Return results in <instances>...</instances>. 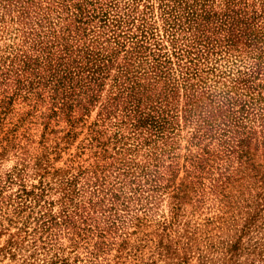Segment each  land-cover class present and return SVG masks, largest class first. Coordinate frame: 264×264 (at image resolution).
Returning <instances> with one entry per match:
<instances>
[{"label": "rangeland", "instance_id": "374dc122", "mask_svg": "<svg viewBox=\"0 0 264 264\" xmlns=\"http://www.w3.org/2000/svg\"><path fill=\"white\" fill-rule=\"evenodd\" d=\"M0 264H264V0H0Z\"/></svg>", "mask_w": 264, "mask_h": 264}, {"label": "trees", "instance_id": "16d2710c", "mask_svg": "<svg viewBox=\"0 0 264 264\" xmlns=\"http://www.w3.org/2000/svg\"><path fill=\"white\" fill-rule=\"evenodd\" d=\"M135 41H137V43L139 41H141V43L143 42V40H135ZM138 45L139 46H142V44H138ZM132 47H136V46H134L132 44ZM178 55L180 56V53ZM62 67H63L64 70H63V74H61V75L70 77L72 75V72H75V69L69 67V64H67L65 66H62ZM98 70H99L98 68H93L92 69V72L88 74L89 75V78H88V83L87 84H88V87L91 88V89L97 88V85H94L96 83V80H99V81L101 80L99 78L102 76V74H101L102 72L99 74L97 72ZM153 74L154 75H157L158 74L157 70L154 71ZM134 77H135V74L134 73H132L131 76L128 77V78H130V81H131V84H129L128 89H133L137 85L136 81L134 80ZM160 115L161 114H157V116L151 117V122H152V120H157V119L158 120H162V118H161ZM135 119H136V122L140 121V122H142V124H144V121H142L140 118H135ZM161 125H162L161 122H160V124H155V123L153 124V126H158V127H160Z\"/></svg>", "mask_w": 264, "mask_h": 264}]
</instances>
